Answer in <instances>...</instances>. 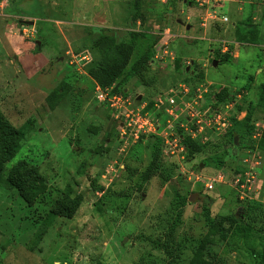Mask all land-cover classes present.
<instances>
[{"label": "rangeland", "instance_id": "1", "mask_svg": "<svg viewBox=\"0 0 264 264\" xmlns=\"http://www.w3.org/2000/svg\"><path fill=\"white\" fill-rule=\"evenodd\" d=\"M97 27L115 34L100 37ZM131 30L149 32L152 62L141 77L131 72L143 38L118 81L102 89L87 69L115 57ZM263 82L264 0H194L192 8L178 0H0V110L16 127L35 126L0 179V264H189L196 256L256 264L264 248ZM179 84L190 90L183 101L202 93L210 115L220 108L231 120L193 157L174 140L189 109L164 113L163 96ZM222 86L228 98L215 106ZM138 110L152 127L140 128ZM232 113L243 123L232 127ZM231 128L240 135L229 143ZM189 130L185 142L197 138ZM156 136L167 147L146 180ZM23 160L44 178L42 190L22 192L8 180ZM176 191L191 201L177 229L184 248L171 263L152 240L167 231ZM66 195L80 200L71 216L57 213ZM206 206L220 226L206 220ZM234 215L252 232L235 233Z\"/></svg>", "mask_w": 264, "mask_h": 264}, {"label": "trees", "instance_id": "2", "mask_svg": "<svg viewBox=\"0 0 264 264\" xmlns=\"http://www.w3.org/2000/svg\"><path fill=\"white\" fill-rule=\"evenodd\" d=\"M175 1L176 0H170L172 7H174ZM94 30L95 34H98L100 37H104L107 39H112V36L115 34L114 31L108 27H97ZM237 32L239 33L238 30ZM149 35V32L146 31L131 30L127 39L115 43V48L117 50L116 56L108 60L104 64L90 66L87 69L88 75L92 79H94V81L102 89H107L113 86L130 64L132 55L138 43L143 38H146V44L148 45L137 55V57L131 64V72L133 73V75L141 77L152 62V43L150 42L151 38L149 37ZM253 39L255 41L256 37L254 36ZM253 39H251V41ZM226 53L230 52L227 51ZM223 59L227 60V57L225 56ZM185 67H187V65ZM262 90L263 96L261 97V103L264 106V82L262 85ZM228 92L229 89L227 87H220L218 92H215L214 94L217 99V104L214 105L219 106L223 104L222 102H224L228 98ZM251 115L252 111L250 110L245 117L246 122L251 119ZM231 118L234 123L232 127H235L238 123H243L236 118L235 114H233ZM34 129V120H28L20 127H16L0 110V179H2L4 175L7 162L15 157V155L21 149L25 139L34 131ZM252 129L253 127L249 129V132H251ZM236 135L240 134H238V132H236L234 128H231L226 141L229 143L234 142ZM155 140L156 141L153 143L149 165L143 173L144 179L146 180L150 179L152 175H155L157 173L159 165L161 163V159L164 156V139L156 136ZM209 144L202 143L199 140L187 139L185 142V152L188 151V155L193 157L194 154L202 152ZM260 147L261 149H264V137L261 140ZM8 180L13 183V185L21 189L22 192H26L30 189H36L39 191L40 189L42 190L45 187L44 178L40 174H38L35 166L29 164L26 160L21 161L9 171ZM189 195L190 192L183 194L179 191L175 192V196L172 201L174 214L171 222L169 223L167 231L165 232L163 238L158 237L152 240L153 246L155 248L164 250L165 253L169 256L171 263L176 262L180 258L184 248V244L182 243V241H179L177 239V229L182 222L185 206L187 202L191 201ZM205 198H207V200L209 199L207 195H205ZM69 199L71 198L66 195L62 197V199H59L55 202V204H57L58 206L57 213L71 216V213L79 207V199ZM204 214L206 220L210 223L211 226L216 227L221 225L219 221L215 220V218L211 215V210L208 206L204 207ZM239 217L234 215V219L232 222L233 230H235V233L240 232L242 234L248 235L252 232V226L251 224L241 226V223H239L241 218ZM201 244L202 247H204L206 241L203 240ZM96 264L104 263H102V261H98ZM189 264H213V261L204 256H196L189 262ZM256 264H264V248L262 255L259 257Z\"/></svg>", "mask_w": 264, "mask_h": 264}, {"label": "built area", "instance_id": "3", "mask_svg": "<svg viewBox=\"0 0 264 264\" xmlns=\"http://www.w3.org/2000/svg\"><path fill=\"white\" fill-rule=\"evenodd\" d=\"M228 20H229V18L227 16L222 17V21L226 22ZM223 51L227 52V51H229V48L227 46H225ZM83 58H89V55L84 54ZM177 87H179V88H177L175 90V92L174 91L170 92V93L166 94L165 96H163V98H164L165 102H167V104H168V107H165V109H164V113L167 116L175 117V116H178L180 111H182L183 109H189L188 116H186L185 119L184 118L181 119V121H183L182 125L177 126V128H178V130L176 129L178 132L177 137L178 136L179 137L178 138L175 137V139H174L175 141H177L176 144H177V146L180 147L181 151L185 152V139L183 138V135H181V133L183 131H185V132L188 131V127H190V130H189V132L186 133V135H189V136L191 135V137L193 138V135H192V133H193L198 138V135L203 134L201 139H197L195 137L193 139V140H199L202 143H208L211 140V134H212L211 132L219 135L221 132H223L226 128L229 127V123L231 121L230 117L229 116H222L220 108H218V110H213L211 115L209 114L210 108L212 107V106H210L212 102L205 100L202 93L194 96V99L192 101L185 102L183 100H187V98H188L187 94L190 92L189 88L185 84L184 85L179 84ZM171 90H174V89H171ZM203 90H204L203 93H207V91H208L207 89H203ZM177 93H178V95H177ZM115 97H117V96H115ZM163 102L164 101H161V103H163ZM191 105H195L193 110L191 109ZM222 105H224V104H222ZM203 106L205 107V110H202ZM195 108H198V110H200V112H198L196 115H194ZM232 110H233V107H232ZM192 112H193V115H191ZM123 113L127 117H130L131 110L129 111L128 106L124 107ZM137 116H138V118H137L138 121L141 119L143 121L142 125H140V128H147L148 125L151 127L153 126V121L152 122L150 121L151 120L150 116L141 115V111L139 112V110L137 112ZM222 121H223V124L225 125L223 130H221V128L219 127L221 125ZM203 123H205V125H203ZM151 127H150V129H151ZM205 128L209 130V133L203 132V130ZM165 142H168V140L167 141L165 140ZM164 146H165V144H164ZM166 147L167 146H165V149H166ZM171 152L174 153V151H171Z\"/></svg>", "mask_w": 264, "mask_h": 264}, {"label": "crops", "instance_id": "4", "mask_svg": "<svg viewBox=\"0 0 264 264\" xmlns=\"http://www.w3.org/2000/svg\"><path fill=\"white\" fill-rule=\"evenodd\" d=\"M179 1H180V2L182 1V2L187 3V4L190 6V8H192V4H193V1H194V0H178V2H179ZM195 1H199V0H195ZM205 1L207 2V1H209V0H205ZM216 1H218V0H216ZM214 5H216V4L214 3ZM228 21H229V20H228ZM202 25L205 26L206 23H202Z\"/></svg>", "mask_w": 264, "mask_h": 264}, {"label": "water", "instance_id": "5", "mask_svg": "<svg viewBox=\"0 0 264 264\" xmlns=\"http://www.w3.org/2000/svg\"><path fill=\"white\" fill-rule=\"evenodd\" d=\"M30 23H31V24H34V21H33V20H30ZM40 43H41V42L38 41V44H40ZM213 63H214V65L216 66V65L218 64V60H214ZM139 98H141V96H139Z\"/></svg>", "mask_w": 264, "mask_h": 264}]
</instances>
